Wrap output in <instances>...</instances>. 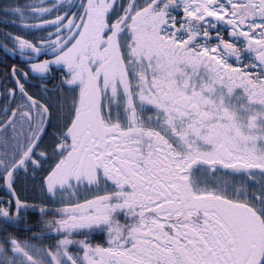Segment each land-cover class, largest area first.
<instances>
[{"label":"snow or ice","instance_id":"1","mask_svg":"<svg viewBox=\"0 0 264 264\" xmlns=\"http://www.w3.org/2000/svg\"><path fill=\"white\" fill-rule=\"evenodd\" d=\"M0 13V264H264V0Z\"/></svg>","mask_w":264,"mask_h":264},{"label":"trees","instance_id":"2","mask_svg":"<svg viewBox=\"0 0 264 264\" xmlns=\"http://www.w3.org/2000/svg\"><path fill=\"white\" fill-rule=\"evenodd\" d=\"M8 3V0H0V6H3L4 4ZM3 16V13H0V17ZM0 29H8V30H14L13 26L11 24H4L0 22ZM6 59L8 63H21L20 58L17 56L15 58H12L11 56H8L5 58L4 52L2 49H0V60ZM3 68V63H0V69Z\"/></svg>","mask_w":264,"mask_h":264},{"label":"flooded vegetation","instance_id":"3","mask_svg":"<svg viewBox=\"0 0 264 264\" xmlns=\"http://www.w3.org/2000/svg\"><path fill=\"white\" fill-rule=\"evenodd\" d=\"M21 63H18V65H20ZM22 66V65H21Z\"/></svg>","mask_w":264,"mask_h":264}]
</instances>
